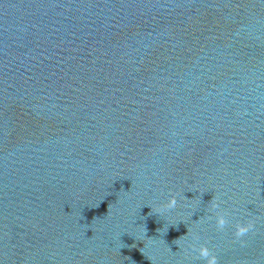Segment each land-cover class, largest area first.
<instances>
[{"label": "water", "instance_id": "1", "mask_svg": "<svg viewBox=\"0 0 264 264\" xmlns=\"http://www.w3.org/2000/svg\"><path fill=\"white\" fill-rule=\"evenodd\" d=\"M200 244L264 264V0H0V264Z\"/></svg>", "mask_w": 264, "mask_h": 264}, {"label": "clouds", "instance_id": "2", "mask_svg": "<svg viewBox=\"0 0 264 264\" xmlns=\"http://www.w3.org/2000/svg\"><path fill=\"white\" fill-rule=\"evenodd\" d=\"M177 205V198L175 195L170 196L165 204H163L160 208L155 209V212L167 211L168 209H172ZM217 207L215 201L211 204V209H215ZM150 213H153V209L150 208ZM226 218L223 214L217 213L215 217V224L218 229H223L226 224ZM253 228V222L251 220L246 223H237L234 228V237L240 239L245 236L249 231ZM195 239V237H193ZM243 243V240H240ZM177 245V244H176ZM193 251L196 253V257L202 259L204 264H217L216 255L210 250L208 246L205 244H200L198 247L196 245H192Z\"/></svg>", "mask_w": 264, "mask_h": 264}]
</instances>
